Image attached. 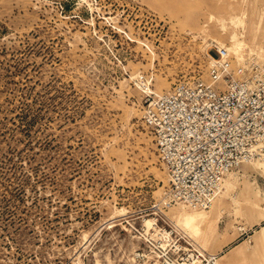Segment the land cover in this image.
<instances>
[{"label": "rangeland", "instance_id": "374dc122", "mask_svg": "<svg viewBox=\"0 0 264 264\" xmlns=\"http://www.w3.org/2000/svg\"><path fill=\"white\" fill-rule=\"evenodd\" d=\"M214 44L238 72L263 63L264 0H0V264H156L157 224L264 264V140L194 209L168 196L142 118L149 94L206 79Z\"/></svg>", "mask_w": 264, "mask_h": 264}, {"label": "built area", "instance_id": "2783aa9c", "mask_svg": "<svg viewBox=\"0 0 264 264\" xmlns=\"http://www.w3.org/2000/svg\"><path fill=\"white\" fill-rule=\"evenodd\" d=\"M212 47L206 79H181L164 93L149 94L142 109L168 177V196L194 209L208 208L226 175L264 140V62L251 61L238 72L227 46ZM142 235L156 264H218V253L164 224Z\"/></svg>", "mask_w": 264, "mask_h": 264}, {"label": "bare ground", "instance_id": "6f19581e", "mask_svg": "<svg viewBox=\"0 0 264 264\" xmlns=\"http://www.w3.org/2000/svg\"><path fill=\"white\" fill-rule=\"evenodd\" d=\"M233 38L235 39V44L234 46H232V49L235 52H239V49L241 48V46L244 44L243 39H240V37H238L236 35V33L232 34ZM230 48V47H229ZM242 54V53H241ZM160 94V93H158ZM218 198V197H217ZM216 198V199H217ZM213 204V203H212ZM200 211V210H198ZM194 212V211H190V212H186L184 211L182 213V218H183V222L186 224V226H191L194 228L195 231H198L199 229V222H201V218L204 217V215H202L200 212ZM179 216V215H178ZM153 218V217H152ZM152 218H145V223L146 225L150 226L152 225ZM181 220V219H180ZM203 221V220H202ZM209 222V221H207ZM261 225V224H260ZM260 235L264 236V225H262V229L260 231ZM248 239V238H247ZM223 255H221L220 257H222ZM133 258V257H132Z\"/></svg>", "mask_w": 264, "mask_h": 264}, {"label": "crops", "instance_id": "0c3cea01", "mask_svg": "<svg viewBox=\"0 0 264 264\" xmlns=\"http://www.w3.org/2000/svg\"><path fill=\"white\" fill-rule=\"evenodd\" d=\"M220 256H218V259H219Z\"/></svg>", "mask_w": 264, "mask_h": 264}]
</instances>
